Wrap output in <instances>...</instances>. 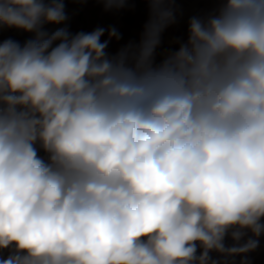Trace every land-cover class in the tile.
I'll return each mask as SVG.
<instances>
[{
  "label": "clouds",
  "instance_id": "1",
  "mask_svg": "<svg viewBox=\"0 0 264 264\" xmlns=\"http://www.w3.org/2000/svg\"><path fill=\"white\" fill-rule=\"evenodd\" d=\"M144 2L113 53L118 29L71 32L65 0H0V31L30 34L0 40V264H252L264 0H205L166 48L176 0Z\"/></svg>",
  "mask_w": 264,
  "mask_h": 264
},
{
  "label": "crops",
  "instance_id": "2",
  "mask_svg": "<svg viewBox=\"0 0 264 264\" xmlns=\"http://www.w3.org/2000/svg\"><path fill=\"white\" fill-rule=\"evenodd\" d=\"M65 12L68 17L72 18L69 0H65ZM175 7L179 10L178 23L169 27L162 36V48L169 46V41L174 37L181 36L186 32L187 19L198 12L208 10L214 5L205 2V0H176ZM114 13V12H113ZM119 14V15H118ZM149 5L144 0H129L123 9L116 10V16L119 17L120 23L132 31V35L127 38L128 42L138 43L143 31V27L148 20ZM12 38L23 42L30 38V34L18 31L16 29L4 28L0 31V40ZM124 44V43H121ZM263 243L262 236L259 238ZM259 241V243H260ZM252 264H264V246H259L256 251L249 254ZM240 258H237V261Z\"/></svg>",
  "mask_w": 264,
  "mask_h": 264
},
{
  "label": "rangeland",
  "instance_id": "3",
  "mask_svg": "<svg viewBox=\"0 0 264 264\" xmlns=\"http://www.w3.org/2000/svg\"><path fill=\"white\" fill-rule=\"evenodd\" d=\"M65 2L67 3V1ZM69 7L71 9L72 18L69 17L66 21V25L73 33L78 31L90 32L98 26L105 28L115 26L118 29L122 34V39L120 41L113 40L110 43V52L114 53L120 47L124 46L127 38L132 35V31L127 29L124 24L120 23L119 17L116 16V10L105 11L104 5L98 2V0H82V2L81 0H69ZM61 26L64 25H46V29L51 32ZM106 38L105 35L102 39ZM262 240L263 243L259 240V246H264V235H262Z\"/></svg>",
  "mask_w": 264,
  "mask_h": 264
}]
</instances>
